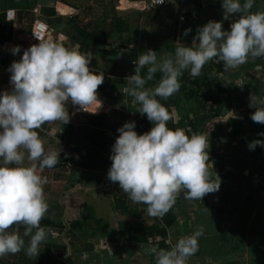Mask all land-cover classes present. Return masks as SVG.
<instances>
[{
  "label": "crops",
  "instance_id": "crops-1",
  "mask_svg": "<svg viewBox=\"0 0 264 264\" xmlns=\"http://www.w3.org/2000/svg\"><path fill=\"white\" fill-rule=\"evenodd\" d=\"M153 1L0 0V91L11 89L7 69L38 42L35 36H64L66 46L79 42L82 52L92 54L90 69L104 77L96 113L69 99L68 123L53 121L37 129L45 150L60 151L61 159L41 173L48 181L43 187L49 207L40 221L46 239L37 255L22 249L0 256V264H156L152 247L169 249L199 227V248L188 264H264V148H248V142L264 139L258 136L264 124L251 119L255 108L249 106L251 95L264 97V56H249L227 69L213 59L196 77L186 68L179 91L157 97L175 112L177 122L170 120L168 127L207 136L221 178L218 191L190 200L182 190L165 215L153 217L146 204L134 203L118 182L107 179L117 129L135 120L142 134L154 123L124 91L138 55L149 48L158 57L172 54L177 40L190 46L200 26L223 19L221 0H166L148 8ZM258 10H264V0H255L251 11ZM233 19L224 20V28ZM14 45L22 46L17 55L10 51ZM141 75L147 76V66ZM161 76L155 73L145 87H155ZM25 228L18 223L8 231H18L27 247Z\"/></svg>",
  "mask_w": 264,
  "mask_h": 264
},
{
  "label": "clouds",
  "instance_id": "clouds-1",
  "mask_svg": "<svg viewBox=\"0 0 264 264\" xmlns=\"http://www.w3.org/2000/svg\"><path fill=\"white\" fill-rule=\"evenodd\" d=\"M254 2L221 0L223 19H210L200 26L190 46L177 40L172 54L158 57L149 48L134 61L136 67L127 76L124 91L132 104L139 105L137 111L154 123L142 134L136 131L135 120L117 129L107 179L118 182L134 203L146 204L144 210L150 216L165 215L182 190L190 200H202L219 190L221 178L214 171L205 133L168 127L170 120L177 122L175 112L157 97L167 98L179 91V78L186 68L196 77L213 59L222 61L227 69L246 63L249 56H264V10L251 11ZM229 16L234 19L226 29L223 22ZM191 31L189 27L184 34ZM35 37L38 42L25 48L20 59L13 60L7 69L11 89L0 91V256L22 249L28 256L37 255L46 239L40 221L49 207L43 187L48 181L41 173L61 159L60 151L45 150V140L37 129L53 121L68 123L69 99L91 113L101 105L97 88L104 77L90 69L92 54L82 52L79 42L66 46L64 36L59 40ZM21 47L14 45L10 51L17 55ZM145 66L146 77L141 75ZM157 72L162 73L158 84L145 87ZM262 105L264 97L250 96L249 106L255 108L250 117L264 124ZM231 113L236 118L234 111ZM258 136H264V132ZM258 145L264 148V139L248 142L249 150ZM18 223L26 225L24 236L30 235L27 247L18 231H8ZM202 234L199 227L191 235L179 237L169 249L152 247L156 264H188Z\"/></svg>",
  "mask_w": 264,
  "mask_h": 264
},
{
  "label": "built area",
  "instance_id": "built-area-1",
  "mask_svg": "<svg viewBox=\"0 0 264 264\" xmlns=\"http://www.w3.org/2000/svg\"><path fill=\"white\" fill-rule=\"evenodd\" d=\"M165 3H166V0H164L163 3H161V0H154V1L150 4V6H149L148 8L156 7V6H162V5H164ZM32 44H34V43H30L29 46L32 45Z\"/></svg>",
  "mask_w": 264,
  "mask_h": 264
}]
</instances>
